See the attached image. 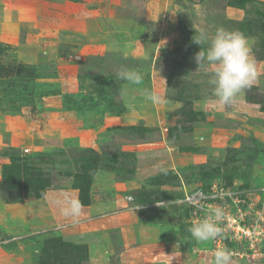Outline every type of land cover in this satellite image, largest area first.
<instances>
[{"label": "rangeland", "instance_id": "1", "mask_svg": "<svg viewBox=\"0 0 264 264\" xmlns=\"http://www.w3.org/2000/svg\"><path fill=\"white\" fill-rule=\"evenodd\" d=\"M0 11L16 22L0 34V264H213L218 249L233 251L235 264H264V0H0ZM218 28L248 37L259 74L227 106L209 83L211 66L194 60L196 36L203 30L210 41ZM24 45L29 61L19 57ZM25 67L29 75L19 73ZM122 69L141 74L139 91L167 101L153 125L109 127L101 149L41 134L54 97L83 113L123 110ZM88 166L143 183L120 193V208L81 218L60 209L52 222V190L73 189L88 205L115 197L93 179L86 187ZM196 187L233 189L246 226H260L253 246L223 222L215 239L191 236V218L204 215L181 199ZM108 216L125 231L106 229Z\"/></svg>", "mask_w": 264, "mask_h": 264}, {"label": "crops", "instance_id": "2", "mask_svg": "<svg viewBox=\"0 0 264 264\" xmlns=\"http://www.w3.org/2000/svg\"><path fill=\"white\" fill-rule=\"evenodd\" d=\"M79 15L80 14H76V16ZM0 16V34L2 31H4V36H7V31L5 30V27H7L6 25L11 27V25L14 24L15 26L16 22L7 21L6 24L4 21V16H2V14H0ZM108 44L114 46L112 42ZM26 48L24 45L23 47L21 46L18 50V52L20 53L19 57H21L22 61L30 60V56L26 53ZM123 86L125 89L122 95L124 108L120 113H115L112 111L102 112L98 110L90 112L86 111L85 113H83L78 110L64 108L61 104V101L55 97L52 98L51 101H45L44 104L47 107L46 109L49 108L51 110L49 118L45 120V130H40L41 134L43 133L45 136L55 137L56 139L77 138L79 141V145L83 147L101 149L100 146L102 143L103 133L109 127L134 125L141 120H144L146 124L153 125L156 122V118H154V114H156V104H153L146 100L144 92L138 90L139 84L127 81ZM87 113H89V115L91 114L92 117L90 119L87 118ZM13 120L17 119L13 118ZM12 129L14 130V133H20L21 130L16 125ZM4 138H1L0 142L1 140L5 141ZM137 150L140 151L141 149ZM142 183L143 180H141L139 176L119 180L117 174L112 170L100 168L95 172L92 184L94 186L113 189L115 197L110 201L100 202L97 205L78 206V208L80 207L79 211L73 212L72 206L74 204H78L76 202L78 198L77 192L73 189L68 190L67 188L58 189L55 191L52 190L48 194L50 197L46 195V198H51V200L49 201V208L52 211V222L58 223V218L60 217V209H69V215H76L77 213L79 214V218H81V215L83 214L92 215L106 209L120 208V206L125 205L124 201L118 197L120 196V193L122 192V194H124L126 192H131L132 190L141 187ZM71 194H73V196L75 197L73 199V202H71ZM108 217L110 218H108L106 223L104 224L106 226V229L117 228L122 230L123 232L125 231L127 225L124 223L122 218L119 217V219H113V217L111 216ZM93 224L91 222H88L87 225H85L86 229L89 230L90 228H92L91 225ZM82 228L83 227L81 226L80 229ZM106 229L104 228L102 231H105ZM69 234L70 233L67 232L66 235H63L69 236ZM88 241L89 240H85V242ZM234 258L232 259V262Z\"/></svg>", "mask_w": 264, "mask_h": 264}, {"label": "clouds", "instance_id": "3", "mask_svg": "<svg viewBox=\"0 0 264 264\" xmlns=\"http://www.w3.org/2000/svg\"><path fill=\"white\" fill-rule=\"evenodd\" d=\"M194 42L200 46L194 60L198 67L206 63L213 69L209 83L213 86L214 95L221 105L233 104L245 89L258 81L259 74L249 39L243 33L218 28L209 41L207 33L201 30ZM204 44H208L206 49L203 48ZM117 77L136 84L142 80L140 73L128 69L120 70ZM144 96L153 104L167 103L163 96L153 90L145 89ZM72 211L78 212V205L74 204ZM224 217L222 207H213L203 219L189 228V232L197 241L215 239L222 234L219 222ZM213 256V264H232L231 254L226 249L215 250Z\"/></svg>", "mask_w": 264, "mask_h": 264}, {"label": "built area", "instance_id": "4", "mask_svg": "<svg viewBox=\"0 0 264 264\" xmlns=\"http://www.w3.org/2000/svg\"><path fill=\"white\" fill-rule=\"evenodd\" d=\"M181 202L186 204L187 207L200 215H204L200 217L203 219L207 211L213 207L220 206L224 209L225 217L222 221L224 226L227 227H237L238 229L234 230L232 238L236 240H247L250 245L253 246V243L258 239L256 235L260 233V226L258 222H255L252 225L254 230L251 231L250 227L246 226V211L238 206V198L236 197V193L230 187H220L219 192L212 187L211 191L207 192L200 187H196L190 191H185ZM231 207L229 210L228 207ZM199 216L197 217L199 219ZM262 219V217H260ZM192 222L193 219L191 218ZM260 219H257L259 221ZM232 254L233 251H230ZM257 254L256 251L252 252V257H255ZM262 254V253H260Z\"/></svg>", "mask_w": 264, "mask_h": 264}, {"label": "trees", "instance_id": "5", "mask_svg": "<svg viewBox=\"0 0 264 264\" xmlns=\"http://www.w3.org/2000/svg\"><path fill=\"white\" fill-rule=\"evenodd\" d=\"M5 68L3 67V65H0V76H1V74H3V73H5V71L6 70H4ZM31 71L27 68V67H25V69H21L20 71H19V73H22V74H24V75H26V74H28L29 75V73H30ZM31 77L32 78H34L35 77V75H31ZM74 96L75 95H65V98H64V103L66 104V102L68 101V99L69 98H74ZM261 110L262 111H264V105H263V103H262V105H261ZM80 111H84V110H82V109H80ZM108 111V110H107ZM109 111H112V112H114L113 110H109ZM122 110H118L117 112H115V113H120ZM84 170L86 171V172H90L91 173V177L88 179V178H83V183H85V185H86V187L88 188L89 186H91V182H92V179H93V176H94V174H95V168L93 167L92 168V166H88L87 168H84ZM79 189L81 190V189H83V187H79ZM37 196H38V194H37ZM89 202H90V200L88 199V198H85V199H82V196H80L79 197V200H78V204L79 205H88L89 204ZM59 238V239H58ZM57 239L58 240H61V238L60 237H57ZM51 242H53L54 243V241H51ZM86 246V245H85ZM54 248H56V247H54ZM44 252H47V251H45L44 250ZM54 253V252H53Z\"/></svg>", "mask_w": 264, "mask_h": 264}]
</instances>
